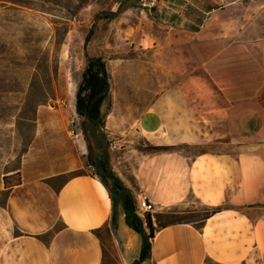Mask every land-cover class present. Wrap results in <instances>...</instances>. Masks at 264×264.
I'll list each match as a JSON object with an SVG mask.
<instances>
[{
  "label": "crops",
  "instance_id": "0c3cea01",
  "mask_svg": "<svg viewBox=\"0 0 264 264\" xmlns=\"http://www.w3.org/2000/svg\"><path fill=\"white\" fill-rule=\"evenodd\" d=\"M140 10L153 42L185 40L192 51L203 50L202 69L237 108L229 121L240 138L222 143L226 152L143 153L136 158L140 166L128 151L121 154L127 172L110 170L135 206L140 194L148 196L152 221L210 212L157 228L142 264H264V0H157L150 13ZM144 121L157 118L145 114ZM69 157L63 163L58 152L54 162L40 164L29 149L3 175L0 264H107L111 256L132 264L139 258L141 238L97 174L87 171L53 187L78 168L73 152Z\"/></svg>",
  "mask_w": 264,
  "mask_h": 264
},
{
  "label": "rangeland",
  "instance_id": "374dc122",
  "mask_svg": "<svg viewBox=\"0 0 264 264\" xmlns=\"http://www.w3.org/2000/svg\"><path fill=\"white\" fill-rule=\"evenodd\" d=\"M140 9L138 0H0V182L29 149L40 164L54 162L58 152L63 163H70L73 152L78 168L53 180V187L90 171L106 182L117 202L119 194L99 171L100 160L126 173L119 159L126 151L140 166L136 158L143 153L194 156L229 151L222 143L238 144L229 121L237 108L202 69L203 50L192 51L185 40L153 42L150 20ZM117 11L112 20L96 19ZM86 55L101 56L110 75L102 128L75 113ZM145 114L157 121H144ZM205 215L164 214L158 219L166 224L180 218L199 221ZM107 264H118L116 256Z\"/></svg>",
  "mask_w": 264,
  "mask_h": 264
},
{
  "label": "trees",
  "instance_id": "16d2710c",
  "mask_svg": "<svg viewBox=\"0 0 264 264\" xmlns=\"http://www.w3.org/2000/svg\"><path fill=\"white\" fill-rule=\"evenodd\" d=\"M117 12H105L96 16V19L112 20L118 15ZM102 15V16H101ZM93 31L90 30L84 39V49L89 43ZM110 89V75L107 70L106 62L102 58H91L86 55V66L82 73L81 81L75 93V113L83 118L85 121L92 124L95 128L103 127V119L101 116V107L109 96ZM100 167L106 173L107 178L111 181L113 189L119 194V200L122 205V210L125 215L126 225L133 230L141 238L140 255L137 261L132 264H142L149 259L151 250V241L157 228L164 227L169 223L185 222L191 223L187 218H180L178 220L161 224L159 215L156 216V226L153 224L151 216L146 215L145 228L143 223L136 216V206L134 205L133 198L130 192L122 185L118 176L109 168L107 160L99 161ZM84 173H76L72 176L83 175ZM99 177V176H98ZM104 186L106 182L99 177ZM217 211L216 208L212 209V213ZM210 213V212H209ZM207 213L206 215H208Z\"/></svg>",
  "mask_w": 264,
  "mask_h": 264
},
{
  "label": "built area",
  "instance_id": "2783aa9c",
  "mask_svg": "<svg viewBox=\"0 0 264 264\" xmlns=\"http://www.w3.org/2000/svg\"><path fill=\"white\" fill-rule=\"evenodd\" d=\"M157 0H138V6L150 13L151 10L156 6ZM111 150L115 149V146H110ZM154 212V205L149 201L146 194H140L136 204V216L141 220L143 225L146 224V215Z\"/></svg>",
  "mask_w": 264,
  "mask_h": 264
},
{
  "label": "flooded vegetation",
  "instance_id": "af4514ba",
  "mask_svg": "<svg viewBox=\"0 0 264 264\" xmlns=\"http://www.w3.org/2000/svg\"><path fill=\"white\" fill-rule=\"evenodd\" d=\"M99 171L101 172V174H103L104 176H106V173L104 172V170L101 167H99Z\"/></svg>",
  "mask_w": 264,
  "mask_h": 264
}]
</instances>
